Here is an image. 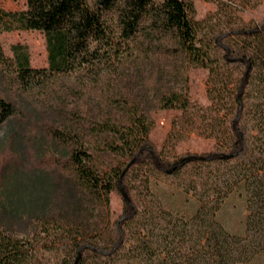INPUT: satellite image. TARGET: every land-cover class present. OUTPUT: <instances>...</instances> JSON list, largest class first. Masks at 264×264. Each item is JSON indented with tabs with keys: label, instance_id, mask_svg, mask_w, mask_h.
Listing matches in <instances>:
<instances>
[{
	"label": "trees",
	"instance_id": "trees-1",
	"mask_svg": "<svg viewBox=\"0 0 264 264\" xmlns=\"http://www.w3.org/2000/svg\"><path fill=\"white\" fill-rule=\"evenodd\" d=\"M223 25L216 35L208 19L197 20L193 0H26L23 10L0 8V32L45 36L48 68L33 69L25 45L10 46L9 56L0 45V72L17 90L42 94L39 102L60 117L43 125L45 159L33 165L61 175L75 199L67 215L34 218L25 238L0 227V264H250L264 254V26ZM191 69L208 71V107L189 100ZM149 102L201 111L214 149L163 157L149 138ZM20 113L0 96V125ZM159 174L181 180L196 198L189 219L146 202ZM116 187L123 211L111 222ZM236 192L246 202L243 236L217 219Z\"/></svg>",
	"mask_w": 264,
	"mask_h": 264
},
{
	"label": "rangeland",
	"instance_id": "rangeland-1",
	"mask_svg": "<svg viewBox=\"0 0 264 264\" xmlns=\"http://www.w3.org/2000/svg\"><path fill=\"white\" fill-rule=\"evenodd\" d=\"M193 2L196 19H208L216 35L224 29L223 23L226 21H230L233 28L241 23L264 26V0ZM0 8L6 11L23 10L26 8V0H0ZM15 44L29 48L33 69L48 68L46 42L42 32H0V45L6 55L9 56V48ZM207 82V70L189 71L187 93L192 104L202 108L210 105ZM0 96L15 103L21 112V116L19 114L0 125V227L25 238L31 233L30 223L34 218L52 213L67 215L72 212L75 199L69 183L61 175L51 169H36L33 165L35 159H45L48 140L43 134V125L46 122L58 123L60 117L48 105L39 102L43 98L42 94L37 96L33 92L17 90L3 71L0 72ZM146 108L154 121L150 141L163 157L174 159L214 149V140L205 137L201 131L204 126L201 111L163 110L158 108L156 102L147 103ZM53 149L59 155L66 156V152L55 144ZM106 162L116 164V160L110 158ZM150 185L153 197H145L146 202L153 201L179 218L189 219L197 211L196 198L183 191L181 180L159 174L152 177ZM122 211V192L116 187L110 196L111 222L117 220ZM246 216L245 198L239 192L228 196L217 213V219L224 228L237 236L245 233ZM45 256L49 260V253H45ZM250 264H264V254L258 255Z\"/></svg>",
	"mask_w": 264,
	"mask_h": 264
}]
</instances>
